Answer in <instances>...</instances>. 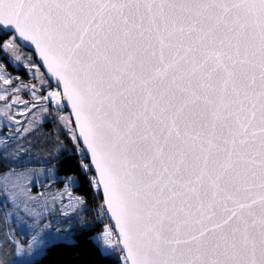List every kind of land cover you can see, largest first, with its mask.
<instances>
[{"label":"snow or ice","instance_id":"obj_1","mask_svg":"<svg viewBox=\"0 0 264 264\" xmlns=\"http://www.w3.org/2000/svg\"><path fill=\"white\" fill-rule=\"evenodd\" d=\"M0 54L36 81L0 64V264L10 219L35 232V248L52 226L37 189L48 186L25 160L50 120L115 221L94 238L98 255L264 264V0H0ZM76 199L86 210V197ZM57 242L78 243L71 233Z\"/></svg>","mask_w":264,"mask_h":264},{"label":"rangeland","instance_id":"obj_2","mask_svg":"<svg viewBox=\"0 0 264 264\" xmlns=\"http://www.w3.org/2000/svg\"><path fill=\"white\" fill-rule=\"evenodd\" d=\"M25 51L29 54L31 52V50L28 49ZM34 59L36 58L34 57ZM0 64L7 65L6 71L12 76H19L25 82L36 83V81L30 80V76L25 75L18 63L6 58L3 54H0ZM25 67H27V65H25ZM4 87L5 86L3 85L2 81H0V95L5 94L3 91ZM20 95L25 101L32 99L29 96L23 95V93ZM32 102L35 103L34 100ZM0 104H2V102H0ZM44 106H47V102H44ZM23 110V105H19L18 107L11 108L10 111L11 113L16 114ZM4 111L5 110L0 107V125H2L6 119ZM60 114L66 116L69 114V111L65 109ZM41 117L42 113L37 110L35 116L31 118L35 119L36 121H40ZM17 118L20 119L21 122L24 120V117L21 116H18ZM5 131H7V129H5ZM62 132L63 131L60 130L55 122L50 120L38 130L37 135L30 138L32 139V145L28 155L25 157L26 165L36 170V175L40 182H42L43 185L48 186L46 188H39V186H37V189L39 191L48 193L47 200L50 207L53 209V214L48 216V221L51 222L52 226L49 229H45L42 235L38 237V239L44 240V244L41 245L40 248H35L34 246L36 242L32 240L35 232L24 224L18 226L15 223L14 218L10 219L7 224L11 225L15 231L12 237V247L5 249L8 252V264H22L39 258L41 256V250L43 249L45 251L46 248L52 244L50 243V240L54 234L65 235L66 233H71L72 239L75 240L76 234L84 232L90 227H94L96 225L94 218L88 214L87 208L86 210H81L82 206L77 202L76 198L83 195L76 192L75 187H72L71 185L65 188V178L75 175L63 174L60 172L59 166L56 163H51V161H53L57 155V149L60 148V146L56 143L57 137L63 141V148L67 150L69 149L68 146L70 145L67 144L66 136L62 135ZM61 153H63V150H61ZM45 169H52L50 174L51 179H49L45 174ZM37 189H34V191ZM53 196H55V203H52ZM2 200L3 197L0 196V201ZM77 212H79V217L76 215ZM65 214H67V219H65ZM82 220L87 222L86 226L81 224ZM29 223H31V221H29ZM105 225L111 227L109 223H105L100 231H96L94 233L93 238L97 237L103 231ZM57 228L61 229L60 233H56ZM4 230H7L6 226L4 227ZM30 241L34 247V250L31 253L28 251ZM0 249H4V242L2 239H0ZM16 249H19V252H17Z\"/></svg>","mask_w":264,"mask_h":264},{"label":"trees","instance_id":"obj_3","mask_svg":"<svg viewBox=\"0 0 264 264\" xmlns=\"http://www.w3.org/2000/svg\"><path fill=\"white\" fill-rule=\"evenodd\" d=\"M62 135H65L64 131ZM67 144H69L68 140ZM68 147L69 149L67 152L63 151V153H61L60 151L59 155L57 154L51 163H56L61 173L79 177L80 183L75 187V191L86 197L88 201L87 212L94 218L96 225L75 235V240L78 241L77 245L69 246L62 242L51 244L46 248V254L41 255L31 262L22 264H120L123 257L119 256L118 259V253H113L111 256L104 257L97 254L94 247L93 235L96 231H100L105 223L110 224V222L105 220V222L100 223L101 209L97 208L96 205L101 202V199L99 196L95 195L94 188H88L86 181L80 173L77 166V161L80 158L79 154L73 156L71 147ZM69 156H73V158L69 159ZM89 174L91 175V173ZM110 226L112 225L110 224ZM89 238H93L91 243Z\"/></svg>","mask_w":264,"mask_h":264},{"label":"built area","instance_id":"obj_4","mask_svg":"<svg viewBox=\"0 0 264 264\" xmlns=\"http://www.w3.org/2000/svg\"><path fill=\"white\" fill-rule=\"evenodd\" d=\"M105 220L109 221L108 214L107 215H103V210L101 209V218H100L99 221H100V223H102V222H105ZM115 233H116V230H114V238H113L114 242H115V240L118 239V237L115 235Z\"/></svg>","mask_w":264,"mask_h":264},{"label":"water","instance_id":"obj_5","mask_svg":"<svg viewBox=\"0 0 264 264\" xmlns=\"http://www.w3.org/2000/svg\"><path fill=\"white\" fill-rule=\"evenodd\" d=\"M28 50H31V49H28ZM67 110L70 111V105H68V109H67ZM72 118L74 119V115H73ZM108 218H109L110 224H111L112 226H114L115 221H114V219H111V214H110V212L108 213ZM115 230H116V232H118V229H115Z\"/></svg>","mask_w":264,"mask_h":264}]
</instances>
